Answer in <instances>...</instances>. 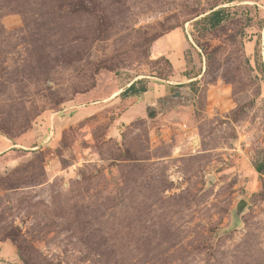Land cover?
<instances>
[{
  "label": "rangeland",
  "instance_id": "obj_1",
  "mask_svg": "<svg viewBox=\"0 0 264 264\" xmlns=\"http://www.w3.org/2000/svg\"><path fill=\"white\" fill-rule=\"evenodd\" d=\"M260 56L264 0H0V264H264Z\"/></svg>",
  "mask_w": 264,
  "mask_h": 264
},
{
  "label": "trees",
  "instance_id": "obj_2",
  "mask_svg": "<svg viewBox=\"0 0 264 264\" xmlns=\"http://www.w3.org/2000/svg\"><path fill=\"white\" fill-rule=\"evenodd\" d=\"M224 17H225V14L223 12V10H216V11H213L210 16H208L206 18V20L208 22H210L211 24V27L212 28H215L217 25H219L223 20H224ZM259 63L262 67V71L264 70V65H263V60H262V57L260 56L259 58ZM133 91H137L136 90V85L135 84H131L129 86V88L125 91V93H131ZM258 169L261 171L262 168L261 167H258Z\"/></svg>",
  "mask_w": 264,
  "mask_h": 264
},
{
  "label": "water",
  "instance_id": "obj_3",
  "mask_svg": "<svg viewBox=\"0 0 264 264\" xmlns=\"http://www.w3.org/2000/svg\"><path fill=\"white\" fill-rule=\"evenodd\" d=\"M247 202L245 200H241L240 203L237 205L235 211H234V219L236 221L240 220V216L243 212L246 211L247 208Z\"/></svg>",
  "mask_w": 264,
  "mask_h": 264
},
{
  "label": "crops",
  "instance_id": "obj_4",
  "mask_svg": "<svg viewBox=\"0 0 264 264\" xmlns=\"http://www.w3.org/2000/svg\"><path fill=\"white\" fill-rule=\"evenodd\" d=\"M133 84H135V83H133ZM136 85V84H135Z\"/></svg>",
  "mask_w": 264,
  "mask_h": 264
}]
</instances>
